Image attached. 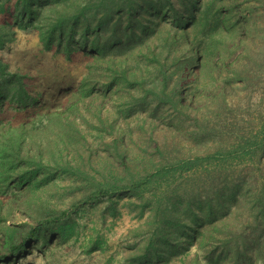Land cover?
<instances>
[{
    "label": "rangeland",
    "instance_id": "374dc122",
    "mask_svg": "<svg viewBox=\"0 0 264 264\" xmlns=\"http://www.w3.org/2000/svg\"><path fill=\"white\" fill-rule=\"evenodd\" d=\"M33 1L39 11L26 19L22 11H16L15 0L0 2V58L8 65V72L29 74L32 85L28 107L8 100L0 109V140L9 122L13 126L29 122L28 129L38 131L44 162L52 169L43 166L37 175L29 172L25 182L17 175L8 181L0 180V254L10 252L7 240L13 231L20 233L28 225H36L46 212L68 209L108 181L123 185L140 177H134L132 172H154L161 163L177 158L204 157L219 146L225 148L237 142L240 134L254 133L264 121L263 0H215L204 22L197 21L195 15L210 0H118V4H112L113 15L106 22L104 15L111 7L104 2L98 6L100 0L91 4V0ZM254 10L257 13L252 18ZM60 12L66 13V35L61 40L58 32L49 44L48 23ZM195 23L197 36L192 34ZM167 27L172 29L170 38L175 39L171 40V54L166 48ZM72 35L75 41L70 43L67 39ZM83 38L85 43L79 44ZM123 43L127 44L124 53L116 55ZM247 47L248 57L242 53ZM153 48L157 54L164 51L162 58L171 78L167 92L184 77L181 91L192 112L190 117L182 111L176 113L168 101L159 104L156 116L152 114L153 102L143 109L137 105L139 98L150 91L149 81L159 68L158 57L155 61L149 55ZM105 52L107 58L121 56L122 67L137 83L124 91L107 90L109 86L93 79L95 86L88 88L85 102L69 108L70 91L80 89L91 66L97 65L95 77L101 72L109 73L104 63V70H98L100 61H96L97 55ZM250 58L256 61L245 68L248 86L238 78L227 79L232 77V67L239 63L237 67L243 68L241 65L245 66ZM203 59L213 61L215 69L200 76L199 63ZM175 60L176 66L172 65ZM232 60L236 63L230 64ZM140 82H145L143 87ZM218 84L225 87L217 88ZM80 94L71 99L77 100ZM147 99L151 101L152 96L149 94ZM130 107L133 111L127 112ZM49 111L62 116V120L53 122L51 134L44 133ZM195 113L203 115L200 121L205 119L210 127L216 120L218 134L196 136ZM65 128L70 129V138ZM60 130H65L68 138L55 142L54 135ZM59 161L72 169L63 171L57 165ZM211 167L200 166L198 174L181 178L180 184L170 188L173 194L169 201L192 200V211H183L190 217L198 212L209 220L211 211L212 218L224 217L227 211L233 213L234 219L237 215L245 217L242 232L238 233L252 242L257 234L253 229L255 216L264 207V151L241 166L233 165L229 171L216 170L219 175ZM23 171L31 170L19 165L17 174ZM226 174L227 180H220L219 176ZM236 183L238 206L229 196L230 189H226V185ZM215 185L228 196L221 199L223 204L215 201L210 208L207 204L214 199ZM157 186L144 193L123 191L89 200L67 221L44 228L27 250L18 251L16 258H7L0 264H192L197 253L193 237L206 224L197 226L198 220L192 219L184 224L189 227H179L173 224L176 215H171L166 232L155 235L157 220L152 215L151 198ZM214 236L222 235L216 230ZM219 244V251L236 249L234 243Z\"/></svg>",
    "mask_w": 264,
    "mask_h": 264
},
{
    "label": "trees",
    "instance_id": "16d2710c",
    "mask_svg": "<svg viewBox=\"0 0 264 264\" xmlns=\"http://www.w3.org/2000/svg\"><path fill=\"white\" fill-rule=\"evenodd\" d=\"M1 1L2 0H0V2ZM92 1L94 0H91L90 4ZM117 1L118 0H100L98 6H102L104 2L111 7L109 11H107L106 14L104 15L105 22L108 21L109 17L113 15L112 9L114 8V5L112 4L114 3L118 4ZM94 2L98 3V1H94ZM214 3L215 0H210V2L203 5L200 11L198 12V15L197 14L195 15L196 20L197 21L200 20L203 22L205 20H208V15L211 13ZM34 5L35 3L33 0H15L16 11L17 12L22 11L23 12L22 17L25 19L28 18V16L30 15H35L38 13L39 10L36 9ZM225 10H227V12L228 10L231 12V9H225ZM255 12L257 13V11L255 10L252 13H250V16L252 14V18L255 16ZM65 14L66 13L64 12H60L57 18H55V20L51 19L50 23H48L47 34L49 37L48 40L49 44L52 43V41H50V38H53V36H55V34H58V32L60 34L58 38H60L61 40L66 35L64 31L65 28L64 23L67 20V18L64 17ZM226 17H228V15L222 18L223 22L225 21ZM250 26L251 25H249V27ZM73 29L74 27H72L71 30ZM171 32L172 29L167 27L166 48L168 49L167 51L168 54H171L172 46L174 44L171 40H175L172 38L173 36L170 38L169 34H171ZM192 34H194V36H197L198 34V27L196 23L193 25ZM67 41L70 43L74 42L75 41L74 36L73 35L69 36ZM85 41L86 40L83 38L78 43L83 44L85 43ZM126 46L127 44H124L119 50V53L116 55H120L124 53L123 51L125 50ZM89 47L91 48V46ZM149 51H151L149 53V55L151 54L150 57L153 56V59L155 61L157 60L158 57L159 68L157 69L156 67L158 73L155 71V73L153 74L152 79L149 81L151 83L150 91L147 92V94H145L143 98H139L140 104L137 105L140 106L142 105V109H143L149 106L148 102H153L152 114H154L153 116H156L158 109L160 108L159 104L168 101L169 103H172L171 108H173L176 113H178V111H182L185 112L183 114L185 115L188 114V117H190L192 112L189 111L190 108H188V105L186 103V97L182 95V91H181V82L184 79V77L181 76L180 81L175 84L173 90L171 92H167L166 89L170 86L169 79L171 78L168 75V69H169L168 64L164 63L162 58L164 51L162 50L158 54L156 48L150 49ZM242 53L246 57H248L250 55V49L248 50L247 47L243 50ZM106 55H108L107 52L102 53L101 55H97V57L99 58L96 57V61H100V63L98 64V70L100 67L104 70V68L102 67L103 65L102 63H104L107 65L105 70L109 71V73L106 74L105 72H101L97 77H95L96 75H94V71H96L95 69L97 65L91 66L88 74L86 75V78L80 85V89L75 90L74 92L70 91L71 93L70 95L72 98L74 96H77L76 95L77 93H81V94L80 97L75 101H73L71 97L69 98L67 102L68 103L72 102L70 103L69 108H73L74 106H77L79 103L85 102L86 97L88 96L86 92L88 91V88L93 85L94 82L93 79H96L99 83L104 85V87L109 86V88H106L107 90L117 88V90L124 91V88L127 87L128 85L135 86L137 82L131 81L127 70L124 67H122L124 60L121 58V56L120 58H117V56L107 58ZM101 56L103 59L100 58ZM103 60L105 62H103ZM255 61H256L255 58H250V61L246 62L245 66L241 65L243 68L240 69L237 67L239 65L238 63L236 66L230 69L232 77L229 78L227 77V79L237 80L238 78L239 82H242L246 86H248L250 83L249 82L250 79L246 74L248 73V71H246L247 69L245 70V68L250 66V64ZM235 63L236 61L232 60L230 64H235ZM172 65L175 66L177 65L176 60L172 62ZM7 67L8 65L5 63V61L0 58V109L4 106L5 102L8 100L20 106L28 107L29 100L30 98H32V89H31L32 85L29 74L10 73L8 72ZM199 67L200 70L202 69L200 76L203 74L207 75L211 73V70L215 69V64L213 61L209 59H206V61L203 59L200 61ZM134 74L135 73L131 75ZM160 75L162 76L161 79H160ZM105 80H107V83H105ZM144 83L145 82H140L139 85L143 87ZM222 85L218 84L217 88H220ZM224 87L225 86L221 88ZM206 88H208V84H206ZM149 94L152 96L151 101H148L147 99ZM132 104H136V103H132ZM131 111H133L132 107H130L127 112H131ZM214 112L215 111H213V113ZM195 115H196L195 120H196V125L198 126V130L193 131V133L196 134V136H201L204 134L205 135L218 134L216 130L218 128L216 120L214 121V126L210 127L207 125L208 122L205 119L200 121V118H202L203 115L198 116V113H195ZM216 116L217 118H219V113H217ZM46 118L49 120L47 126L48 130L44 129V133L51 134V130L54 129L52 128L53 122L56 120H62V116L60 114L49 111L46 114ZM9 123L10 124H8V128L5 131H3L2 139L0 140V180L8 181L12 176L17 175L18 180H22L23 182H25L26 180L25 177L31 175L29 172H33L35 173V175H37L39 173V170L43 169V166H46V161L44 162L45 154H44L43 144H41V139L38 141V138L40 137L38 135V131L36 129H32V130L28 129L30 126L29 122L24 121L20 126H13L11 122ZM65 130H67V134H69L68 135L69 137L71 134L70 129L65 128ZM65 130H60L61 132L58 131V133L54 135L53 140H55L56 142L57 139H61V138L67 139L68 138L67 135H64ZM27 136H29L30 138L27 139ZM237 138H239L237 142L231 145L228 144L226 145L225 148L219 146L214 149L213 153H210L204 157L197 156L195 158L194 157L177 158L166 161L165 165H162L163 163H161V166L157 167L156 171L154 172H146L144 174L132 172L134 177L136 176H140V177L133 180L132 182H126L123 185H119L117 183H111L110 181H108L102 187L97 188L94 191L90 192V194L86 195L84 198L75 201L70 206V208L64 209L60 212H54V211L46 212L44 216L38 218V223L36 225H28V228L22 230L20 233L18 232V230H15L8 236L7 241L11 243L10 252L7 254H0V263L6 260L7 258H16L18 251L23 252L27 250L31 242L34 241L38 236H40L44 228L67 221V219L71 216L72 213H74L82 204L86 203L89 200L106 197V196H113L123 191L135 190L137 192L144 193L147 190L152 191L151 190V188H153L152 186L158 185L157 190L152 194V198L150 197L154 204L152 205L153 206L152 215L157 220V225L155 226L154 229L155 235L163 233L164 231L166 232L164 228H166V226L169 227L171 225L167 220L171 215H176V217L173 219V221L175 222L173 224L179 227L183 226V228H187L190 225L188 226L184 224H187L188 221L192 222L193 220H198L194 222L196 225L199 224V226L206 224L205 229L199 228L195 236L192 235L194 236L193 237L194 241H197V253L194 256V260L192 264H216V263L243 264L246 261V259L249 261V264H264V239H263L264 207L259 208V214L255 216L256 219L253 229L257 231V234L255 239H253V241L251 242L248 236H243V234L239 236L238 233L240 230L242 232L243 226L245 224L244 222L245 220H247L245 217L240 219L239 215H237L238 217H235L236 219H234L231 216L233 215V213L229 211L226 212L224 217L220 216L218 218H212L211 215L213 213L211 211L209 213V220H207L204 215L199 214L196 211H195L196 212L195 215H193V217H190V215H185L186 213H184L183 211H185L184 209H188V210L190 209L192 211V208H194L191 203L192 200H190L189 202H182V203L181 200L177 202L174 201L175 203L169 201L171 199V195L173 194L171 193L170 188L180 184L179 180H181V178L185 179L186 177L189 178L192 175L198 174L200 170V166L211 165L212 166L211 168H213L212 172L214 173L216 172V170H220L221 172L229 171V169L234 168L232 167L233 165H236V167L241 166V163H246L251 161V159H253L258 153L264 151V121L261 123L259 128L254 131V133L244 134V135L240 134L238 135ZM53 155L54 157L56 155L54 150H53ZM19 165H24V168H28L31 171H25V172L23 171L22 173L17 174V167ZM57 165L61 166L59 168H63V171L72 169V167H66V165H63L61 161H59ZM33 166L35 167L30 168ZM125 166L128 170L133 171V169L129 168L130 166L128 165ZM44 168L52 169L49 166H46ZM177 174H179V176H177ZM217 175L219 174L217 173ZM219 178L220 180H227L228 174L219 176ZM216 179L217 177L215 178V180ZM238 184L239 183H236V185H231V186L226 185V189L227 188L230 189L229 196H231V200H234L237 206L239 205V203H237V198L240 197H236L237 194H234V190L237 189V187L239 186ZM215 186L217 190L215 192V195L213 196L214 199L212 200L210 205L207 204L210 208L215 201L219 202L220 204H223L221 199L228 196L226 193H223L220 189H218L217 185ZM262 200L263 198L260 197L259 201ZM170 203L172 205H169ZM216 230H218L219 234L222 236L216 238L214 236V231ZM166 237H167V233H166ZM219 242H224L226 244L234 243V245H236V249L219 251L217 250L218 247L220 246ZM154 244H155V240L152 239L151 246L153 247Z\"/></svg>",
    "mask_w": 264,
    "mask_h": 264
}]
</instances>
